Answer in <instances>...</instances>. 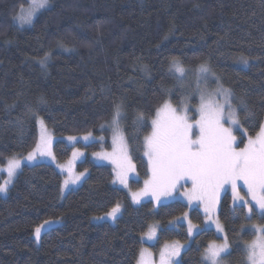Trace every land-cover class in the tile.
Here are the masks:
<instances>
[{
	"label": "trees",
	"instance_id": "trees-1",
	"mask_svg": "<svg viewBox=\"0 0 264 264\" xmlns=\"http://www.w3.org/2000/svg\"><path fill=\"white\" fill-rule=\"evenodd\" d=\"M28 3L0 0V165L32 150L37 120L56 138L107 136L101 125L123 102L128 119L122 131L140 187L147 176L143 140L156 109L191 96L193 78L188 86L177 79L169 71L173 60L192 71L207 65L234 94L233 104L247 105L237 107L236 146L263 123L264 0H50L31 26L18 27L14 16ZM191 102L197 103L195 96ZM140 113L146 126L134 138L132 119ZM77 146L102 149L99 143ZM71 150L63 141L53 145L60 162ZM77 170L88 176L62 197V175L52 165L21 168L0 195V264H136L150 225L158 232L151 248H157L189 241L185 225L170 226L175 219L188 214L201 226L205 218L179 200L132 205L111 169L88 157ZM231 203L224 193L213 206L230 246L223 261L245 264L244 244L254 238L246 229L251 219H245L246 207L233 211ZM117 205L123 212L114 223L93 221ZM256 212L251 218L258 220ZM220 240L213 229L200 230L180 264H202L204 250Z\"/></svg>",
	"mask_w": 264,
	"mask_h": 264
},
{
	"label": "snow or ice",
	"instance_id": "snow-or-ice-1",
	"mask_svg": "<svg viewBox=\"0 0 264 264\" xmlns=\"http://www.w3.org/2000/svg\"><path fill=\"white\" fill-rule=\"evenodd\" d=\"M50 0H29L27 8L20 7V11L14 16V21L20 26H31L34 17L48 7ZM46 59V57H45ZM44 60H41L43 66ZM246 63V61H244ZM170 72L177 74V79L187 75V70L176 60L169 67ZM211 79H215L217 87L208 93L206 85ZM205 87L201 88V82ZM197 92L200 103L196 113L189 116L187 105L181 108L173 107L171 103L165 102L156 109L155 118L151 120V132L144 137L143 155L147 158L149 179L145 180L143 194L151 193L154 199L159 200L162 195H169L177 189L181 181H190L191 189L185 193L189 201L198 200L205 204V212L216 204L222 189L226 191L228 185L233 193V211L248 208L249 215L245 219H251V214L258 209L256 215L264 220V123L259 127L255 136H248L244 147H238L237 137L233 135V126L240 124L237 115V107L247 108L243 100L234 106L233 93L224 88L219 79L207 65H200L196 72ZM170 91V90H166ZM215 97V98H213ZM222 98L223 102H218ZM45 103L41 99V104ZM126 106L121 102L113 105V116L111 126L114 129L112 153L97 154L102 159H111L116 166V180L127 186L128 173L135 170L130 155L129 142L125 140L120 131L121 121L128 119ZM43 125V121H38ZM228 126H225V125ZM145 116L143 113L135 115L132 119L134 138H138L141 129L145 127ZM104 128V125H101ZM69 139H75L69 137ZM87 139V137H85ZM50 138L41 136L36 149L28 154L27 159L33 160L35 153L50 155ZM78 153H73V157ZM20 161L12 159L9 162L7 173L9 179L0 184V193L7 190L12 177L17 174ZM71 172V162L68 165ZM82 175V174H81ZM79 177H74L75 183ZM238 182H242L247 189V195L251 200H246L238 191ZM69 183L65 181V186ZM140 194L133 193L132 198L139 202ZM242 202V203H241ZM254 202L253 206H249ZM120 207L117 205L112 209L109 216L115 217ZM218 232L223 227L216 222ZM260 236L244 246L247 264H264V227H257ZM41 232L36 229L37 237ZM192 227H189V233ZM152 238L151 235L148 237ZM227 238L222 244L210 243L205 249L202 264H222L225 255H230ZM179 248L167 254L162 253L161 264H172L171 258L179 255ZM139 264V262H138Z\"/></svg>",
	"mask_w": 264,
	"mask_h": 264
},
{
	"label": "rangeland",
	"instance_id": "rangeland-1",
	"mask_svg": "<svg viewBox=\"0 0 264 264\" xmlns=\"http://www.w3.org/2000/svg\"><path fill=\"white\" fill-rule=\"evenodd\" d=\"M27 7H28V5L26 7H24V8H27ZM36 16L34 17V19L36 18ZM18 27H20V26L18 25ZM25 27H28V26L25 25V26H23L21 28H25ZM197 69L194 70V71L186 69L187 70V75H185L182 79H179V80H184L186 82L185 83L186 86H188V85H190L188 83L189 78L190 77L193 78L192 88H189V90H191V96H185L184 99H182V101L180 102L179 105H173L171 103L173 107H179V108H181V110L183 109V107L185 105H187V107L189 108V112H188L189 116L195 115L197 107H198V105L200 103V96H199V93L197 92V83H196V72H197ZM176 77H177V74H176ZM200 87L201 88L205 87V84H204L203 81L201 82ZM216 87H217V83H216L215 79H211L208 82V84L206 85V88H207V91H208L209 94H211L212 91ZM193 96H195V98L197 100V103L195 105H193L192 102H191V98ZM213 98H215V97H213ZM218 102H223L222 98ZM154 118H155V115H154ZM154 118H152V119H154ZM38 121H41V120H37V122H36V125H37V136H36L35 146L32 148V150L30 152H33V150L36 149L37 144L40 142L41 136L43 135V136H45L47 138H50L49 151H50L51 154L42 156V155H40L39 151H37L35 153V158L33 160H28L27 159L28 154L30 152L27 155L13 158V159H17V160L20 161V168L17 169V174L19 173V171L21 170V168L23 166H32V165H35V164H38V163H45V164L52 165L62 175L61 196L65 197V195L69 191L78 189L81 186V184L83 183V181L86 179V177L88 176L89 172L87 170L79 171V172L77 170V164L84 157H88L96 165L107 166V167H109L111 169V171L114 174V183H115V185L126 193V195L128 196V198H129V200H130L132 205L138 206V205H140L141 203H143L145 201L152 200V201L155 202V205L158 206L159 204H161L160 202L169 203V202H172V201L179 200V201H183L184 203H186L189 206V208H191V209H198V210L204 211L205 218H204L203 223H202L201 226L193 224L190 221V218H189L188 214L184 215L183 217H179V218L175 219L170 224V226L183 224V225H185L187 227L189 241L186 242V243L169 242V243L164 244L162 247L159 246L160 248L159 247H157V248H149L148 246H146V244H151V247H153L155 242H153L154 238L149 239L148 237H149V235H151L153 237V233H154V230L156 228L155 227V223L150 225L148 230H147V232L141 238L144 246L142 247V249L139 252L136 264H138V262H139V264H161V255H162V253L165 254V256L167 257V254L172 252L176 248H179L180 254L177 255V256H173L171 258V261H172V264H180L181 255H182L183 251L190 245V243L192 242L194 236L202 229H213L217 233V235L219 236V238L221 240L219 242H214V243L222 244L225 241L224 231L218 232V230H217L216 222L218 221V223L221 226H222V224L220 223V221L218 219V214H215V212L213 211L214 210L213 207L210 209V211L208 213H206L205 212V204L201 203L198 200H192L190 202L188 197L185 195V193L188 192L191 189V187H192L190 181H187V180L181 181L178 184L177 189L172 191L171 194L162 195V196H160L159 200H156V199L153 198L151 193L143 194V189L145 187V180L149 179V175H150L148 173V165H147V176L145 177L144 180L141 181L140 187H135V184L139 181V178L136 175L135 170L128 173L127 186L119 183V181L116 180V171H117V169H116V166L112 163L111 159H102L100 155H97V154H104V153H109L110 154L114 150V145H113V142H112L114 129L111 126V121L108 124H104V128L108 129V131H109L107 136H105L103 134L99 135V136H94L92 134H86V135L81 134V135L69 136V137H74L75 139H69V137L56 138V137H54V136H52L50 134V132L44 126V124L41 125L40 123H38ZM263 123H264V121H263ZM225 126H228V125L226 124ZM237 130H238V127L237 126H233V135H235L237 137V140H238L239 136H237L235 134ZM120 131L123 134L121 124H120ZM123 136H124V134H123ZM85 137H87V139H85ZM56 141H63L66 144L72 146V150H71L70 156L63 162L58 161L56 159L54 153H53V145H54V143ZM78 143H81V144H84V145H88V144H91V143H99L100 146L102 147V149L99 150V151L88 152L86 150L80 149L77 146ZM242 147H244V145ZM73 153H78V155L73 157ZM143 157H144V160L147 163V158L144 155H143ZM11 160L12 159H8V160L5 161V163L3 165H0V184H4L9 179L8 173H7V168H8L9 162ZM70 162H71V172H69V170H68V165H69ZM17 174L14 177L11 178L12 182L10 184H8L7 190L5 192H3V193H0L1 196H4V195L7 194V191L11 187V185L14 182L15 178L17 177ZM77 176L79 177V179L76 180L75 183H72L71 182L72 179L74 177H77ZM66 180L69 181L67 186H65V181ZM238 185H239L238 186V191H240V195L244 196L246 200L250 201L251 197L247 195V189L243 186V183L242 182H238ZM225 188H226V191L224 189H222L220 191L219 195H222L224 193H228L229 196L232 199L231 206H232V209H233L234 208V204H233L232 189L228 185H226ZM133 193L140 194L139 197H138L139 202H135L133 200V198H132V194ZM253 205H254V202H252V204H250L249 206H253ZM119 207H120V210H119V212L116 213L115 217H112V216H109L108 214H106V215H102V216L96 217L93 221L97 222V223H100V222H109L111 224L114 223L116 221V219L123 212L122 205H119ZM256 211H259V210L256 209ZM245 213H246V216L249 215L247 207L245 208ZM252 214H251V216H252ZM156 226H158V225L156 224ZM190 226L192 227V232L191 233H189V227ZM257 227H264V220L262 221L260 218H258V220H256V219H253V217H252L250 222L246 223V229L251 230L254 233V238L251 241L245 243L244 246L246 244H248V243H251L252 241L257 240V238L260 236V233L257 231ZM41 232H42V230H41ZM157 234H158V232H157ZM39 237H40V234H39ZM39 237H37V234H36L35 239L38 241ZM152 239H153V241H152ZM204 253H205V250H204ZM222 255L224 256L225 254H222ZM205 264H207V262H205ZM222 264H225L224 261L222 262ZM245 264H247L246 253H245Z\"/></svg>",
	"mask_w": 264,
	"mask_h": 264
},
{
	"label": "crops",
	"instance_id": "crops-1",
	"mask_svg": "<svg viewBox=\"0 0 264 264\" xmlns=\"http://www.w3.org/2000/svg\"><path fill=\"white\" fill-rule=\"evenodd\" d=\"M156 237H157V230H156V228H155L154 233H153V237H152V238H154V241H153V239H152L153 242H155ZM147 245H148V247H149V245H151V244H147ZM149 248H151V247H149Z\"/></svg>",
	"mask_w": 264,
	"mask_h": 264
}]
</instances>
